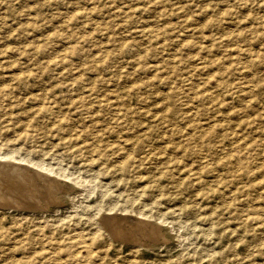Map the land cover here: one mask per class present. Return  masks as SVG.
<instances>
[{
	"label": "rangeland",
	"instance_id": "rangeland-1",
	"mask_svg": "<svg viewBox=\"0 0 264 264\" xmlns=\"http://www.w3.org/2000/svg\"><path fill=\"white\" fill-rule=\"evenodd\" d=\"M0 157V264H264V0H0Z\"/></svg>",
	"mask_w": 264,
	"mask_h": 264
},
{
	"label": "bare ground",
	"instance_id": "bare-ground-1",
	"mask_svg": "<svg viewBox=\"0 0 264 264\" xmlns=\"http://www.w3.org/2000/svg\"><path fill=\"white\" fill-rule=\"evenodd\" d=\"M9 157V156H8ZM2 158V157H0ZM9 159V158H8ZM7 160V159H6ZM15 160V159H14ZM17 161V160H16ZM19 162V161H18ZM28 163H31L34 166L38 167L40 170H42L43 172L46 171V173H49L47 171H50L49 168L47 167H44L42 165H38L36 163H32L30 161H28ZM29 166V165H26L24 163H15L13 161H1L0 159V177L3 176L4 177H8L11 181L14 180L17 185L14 186V185H11V189H5L3 188L4 190L3 191H0V206H6V207H14L15 205H19L20 204V201L23 202V199L26 200L25 198V194H23V192H20V193H16L17 190L15 189H18L17 186L19 185V182L20 184H24L25 186H36L37 184H34L35 181L37 182H41V186L38 188H34L35 190V193L37 190L38 194L37 196H43L42 197H39V198H42L43 200L45 201H49V198H53L55 197L54 196V193H56L59 189H60V186L58 185V182H57V178L54 179L52 177H50V175H47V174H44L40 171L36 172L34 171V168ZM52 176V175H51ZM55 176V175H54ZM59 176V175H58ZM59 178V177H58ZM61 178V176H60ZM66 178V177H65ZM68 180V179H67ZM63 181H64V178H63ZM68 182V181H67ZM10 184V183H9ZM40 184V183H39ZM71 184V183H70ZM75 184V183H74ZM1 186V185H0ZM10 187V186H9ZM63 187V186H62ZM68 188L70 189V187L68 186L66 189L68 190ZM73 188V187H72ZM2 189V187H1ZM25 189V188H23ZM20 191V190H19ZM71 191V190H70ZM76 192H79V191H76ZM27 193V192H26ZM34 193V194H35ZM68 193V192H67ZM28 194L29 191H28ZM33 194V193H32ZM58 195V194H57ZM28 196V195H27ZM33 196V195H31ZM36 196V197H37ZM60 196V195H59ZM35 197V196H34ZM61 197L63 198L64 195L62 193ZM66 197V196H65ZM23 198V199H22ZM68 198V197H67ZM28 200V199H27ZM26 200V201H27ZM35 201V200H34ZM37 201V200H36ZM63 201V200H62ZM28 202V201H27ZM40 202V201H39ZM58 202V201H57ZM61 202V201H59ZM71 202V201H70ZM48 203V202H47ZM52 202H50L51 204ZM56 203V201H55ZM63 203V202H62ZM61 203V204H62ZM28 204V203H27ZM38 204V203H37ZM59 204V203H58ZM35 205V204H34ZM30 206V205H29ZM48 206H49V203H48ZM17 207V206H16ZM25 207V206H24ZM35 207H41V206H35ZM37 208V209H38ZM56 208V206H55ZM9 209V208H8ZM11 209V208H10ZM18 209H21V208H18ZM47 209V208H46ZM45 209V210H46ZM44 210V209H43ZM44 210V211H45ZM54 210V209H53ZM42 212V211H41ZM109 212V211H108ZM103 215V214H102ZM111 215V214H110ZM113 215V214H112ZM119 216V215H118ZM122 216V215H121ZM101 218V217H100ZM103 218V217H102ZM122 219L118 220L116 219L114 216L112 217H104V221H103V224H105L104 227H106V231H109V233H111L113 236H115L116 238H119V241L120 239H123L125 240V236L128 234H131V232L133 231H136L138 232L139 236L141 237V239H149L151 240L152 238H154L153 240H156L157 237H158V232H157V227H152L148 230V232H142L140 231V228L141 227H147L148 226V223L146 222H143L142 219L141 220H138L135 216H128V217H121ZM127 220H129L130 223L127 222ZM135 223H134V222ZM100 222V221H99ZM134 224H132V223ZM102 223V222H101ZM121 223V224H120ZM152 223V222H151ZM118 224L119 225H123V230L117 228L118 227ZM165 225V223H164ZM167 225V224H166ZM103 227V226H102ZM105 230V228H103ZM148 229V228H147ZM108 233V234H109ZM160 233V232H159ZM137 234V235H138ZM121 235H124V237L122 236V238L120 237ZM132 236V235H131ZM136 236V235H135ZM111 237V236H110ZM134 237V236H133ZM137 238V237H136ZM165 238V237H164ZM115 239V238H113ZM131 239V237H130ZM167 239V238H166ZM137 240V239H136ZM127 241V240H126ZM129 241V240H128ZM135 241V240H134ZM143 241V240H142ZM145 241V240H144ZM132 242V241H131ZM136 242V241H135ZM151 242V241H150ZM165 242V241H164ZM89 243V242H88ZM86 243L84 240L83 241H80L78 244H79V248L80 249H85L88 253H90L91 251V248H90V245ZM144 243V242H143ZM150 244V243H149ZM144 245V244H143ZM147 245V244H145ZM86 253V252H85ZM87 253V254H88ZM82 257V256H81Z\"/></svg>",
	"mask_w": 264,
	"mask_h": 264
}]
</instances>
